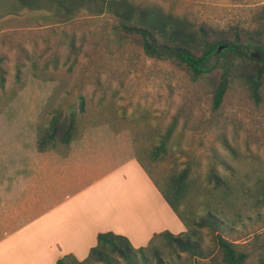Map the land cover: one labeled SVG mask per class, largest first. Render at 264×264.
<instances>
[{
	"label": "rangeland",
	"instance_id": "rangeland-1",
	"mask_svg": "<svg viewBox=\"0 0 264 264\" xmlns=\"http://www.w3.org/2000/svg\"><path fill=\"white\" fill-rule=\"evenodd\" d=\"M125 1L171 14L192 28L245 36L257 29L264 5V0ZM116 18L105 6L100 13L81 8L67 18L53 9L0 0V239L27 218L22 214L30 207L37 210L35 201L23 205L11 199L9 159L37 151V130L53 111L65 116L73 111L74 142H104L113 153L125 149L161 188L188 168L180 212L189 222L187 232H196L207 254L204 261L219 258L218 234L247 253L245 264H256L264 259V87L255 100L242 79L233 78L212 108L208 78H192L167 60L145 55L135 38L118 30ZM171 123L165 153L151 159V149ZM67 150L56 144L45 151L63 157ZM212 173L220 178L217 186ZM32 235L19 232L13 240L29 245L39 236ZM152 249L162 264L196 259L159 237L144 252L146 260L137 255L133 264H156ZM116 259L112 264H126Z\"/></svg>",
	"mask_w": 264,
	"mask_h": 264
},
{
	"label": "crops",
	"instance_id": "crops-1",
	"mask_svg": "<svg viewBox=\"0 0 264 264\" xmlns=\"http://www.w3.org/2000/svg\"><path fill=\"white\" fill-rule=\"evenodd\" d=\"M103 143L72 140L63 157L47 151L11 156V199L35 201L37 210L30 207L0 239V264H55L67 254L82 260L97 232L144 246L153 233L184 227L132 154L113 153ZM33 231L39 236L31 244L14 242L19 232L33 239Z\"/></svg>",
	"mask_w": 264,
	"mask_h": 264
},
{
	"label": "trees",
	"instance_id": "trees-1",
	"mask_svg": "<svg viewBox=\"0 0 264 264\" xmlns=\"http://www.w3.org/2000/svg\"><path fill=\"white\" fill-rule=\"evenodd\" d=\"M20 5L29 9L49 8L70 17L81 8L92 12H102L104 6L111 10L117 17V28L129 37L135 38L141 51L152 58L167 60L183 68L192 78L206 77L211 83L212 108H216L224 95L230 81L240 78L246 84L249 94L258 99L259 90L264 87V5H262L253 35L245 36L237 31L221 32L210 27L199 25L196 28L187 26L185 22L171 14L161 12L156 8H146L133 5L125 0L106 1L98 4L93 0H17ZM221 49L216 51L217 47ZM217 70L215 73L212 71ZM82 103L79 107L81 109ZM173 128L171 123L161 137L158 145L151 149V159L163 155L166 150V141ZM76 137L74 113L62 115L60 111H53L46 126L37 130L36 150L38 152L52 149L59 144L63 153L68 144ZM137 163L146 172L161 197L174 212L186 231L172 234L167 230L153 233L144 246L133 248L123 235L110 231L97 232L95 244L88 249L87 255L82 260H77L72 255H63L55 260V264H94L96 262L112 264L116 258L126 264L136 262L139 258L146 260L144 252L153 248L156 238H162L177 252H185L196 257L193 264H245L247 253L238 248V244L215 236L219 258L204 261L207 254L203 253L196 239V232H187L188 220L180 212L187 191V177L189 170L183 167L179 172L163 183L161 188L153 180L149 171L135 158ZM216 186L220 178L211 174ZM209 216L210 213L207 212ZM211 217H208L210 219ZM212 221V220H211ZM215 223V221H212ZM151 257L156 264H162L158 251L152 249ZM213 260V259H211ZM256 264H264V259H259Z\"/></svg>",
	"mask_w": 264,
	"mask_h": 264
},
{
	"label": "water",
	"instance_id": "water-1",
	"mask_svg": "<svg viewBox=\"0 0 264 264\" xmlns=\"http://www.w3.org/2000/svg\"><path fill=\"white\" fill-rule=\"evenodd\" d=\"M220 49H221V47H220V46H218V47H217V49H216V51H219Z\"/></svg>",
	"mask_w": 264,
	"mask_h": 264
}]
</instances>
